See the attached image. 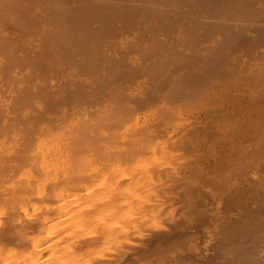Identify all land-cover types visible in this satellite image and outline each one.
<instances>
[{
  "label": "bare ground",
  "instance_id": "6f19581e",
  "mask_svg": "<svg viewBox=\"0 0 264 264\" xmlns=\"http://www.w3.org/2000/svg\"><path fill=\"white\" fill-rule=\"evenodd\" d=\"M51 1H49V7H54V11L58 10V13L54 12V14L61 16H57V20L59 18V22L54 18L56 17V15L50 16L51 19L54 18L53 21L55 22L56 20V23L58 24L54 25L55 23L51 21L53 22L51 23L52 29L55 28L54 26H58V28L60 27V30L58 31L60 33L58 34L60 35V37L57 34H55L56 36L52 34L58 33L56 29H53V31L56 30V32H52L51 30V34L53 35V37H51V34H49L52 42L51 46H53L54 42H59V40L63 42L65 39L66 41H68V44H70V38H72L73 40V37L77 38L78 35V39L80 40L82 34L77 35L76 33L75 35L74 32H78L77 29H80V25H82L81 27H84L85 25L86 31L88 30V28L90 30L91 27H87V23H85L88 18L89 21L91 18L92 21H94L93 19H96V21L98 20V22H96V24L100 23V26L97 25L98 28H100L102 31H107L111 29L109 23L111 20L108 21L110 16L114 17L116 15H122L124 18H126L127 20L129 19L133 23V20L135 19L134 17H141L143 13H146L147 15L149 14L150 16L154 15L156 19L160 17H163L164 19L165 17H169L170 19V16L164 14L166 11H169L168 15L171 11L174 12L173 14L175 15H180L179 10H182V8H186L187 11L185 12L188 13V18H185H187L188 23H185L189 24V26L186 24L188 28L185 27L188 30H186V36H188V42L186 43L189 44L190 40L197 45L206 43V46L205 48L203 47L201 49V46L199 45L201 50L204 49V52L202 53L203 63L201 62L202 67H200V70H202V74L199 73L201 74V77H199V74L197 75L199 78H197L195 75L191 76V73L194 74L195 72L190 71L194 70L196 67L190 70L189 68L191 66H195L194 64L191 65L193 63V60H191L192 62H187V59L185 58L184 60L182 59V62L186 61L185 63L189 64L190 67L187 64L186 67L184 63V65L181 63L183 66H185V68L183 69H186L185 73L184 71L183 73L185 75H188V68L190 70L188 76L189 78H193L189 80V78H186V76V79L183 78L185 80L182 79L181 82L183 81L182 83L185 85L186 82L191 81V84L189 85L191 86V88L189 87V89H191L190 91H193V85L196 89L199 88L198 90L202 92V98H200L203 99V105L201 106L200 104L201 107L198 109L194 108L190 124L183 122H187V118H184L185 120L182 121L183 117L181 116L180 112L174 110L175 108L171 106L172 101L173 104L181 101V97L179 98V100H176L178 98V95H182L183 98L184 96H186V98H190L191 95L197 96L195 95L196 91L190 92V96L189 93L186 94L185 90L188 89L182 87L184 85H182L181 82L180 83L182 86L179 88V91L183 93H178V87L180 86V83L177 82L178 78L176 79V83H178V85L173 82L175 81V79H171L172 76L176 74L175 73L171 75V73H173L174 69L176 68L172 66L173 62L176 61L172 58L173 56H171V59H169L168 55V57L166 55H161V60L164 59V61H162L164 62L165 67V61L167 62L169 60L167 64L170 63L172 68H174L173 71L169 74L171 75L170 81L174 83V86H172L173 89L170 88L168 89V91H165L167 88H169L171 83L169 81V84L166 78L165 81L169 84L168 86L167 83L164 82V80H161L163 81L162 83L164 84V86L166 84L165 87H167L165 89L163 86L165 92L162 95V90L159 88V86H157L155 89L153 88L155 86L154 84H157L156 82H159L158 80L162 78L160 77L162 75L157 76L158 80H155V83L152 82V78L153 80L155 78L152 76L156 71H158L156 72L157 74L159 73L157 66L161 67V64L163 65V62L159 57H154V60L157 59L162 63L159 62V64L161 63L159 66L157 65V61L154 62L153 65L151 62L153 58L149 57V55H146L148 51H146V53L144 54L142 53L145 59L146 57H148V60L152 58L149 60L151 63L147 62V60L144 61L146 67L147 63L153 66H150L152 68L149 69L142 68L143 71L146 69H148V71L150 69L156 70L152 71V74L151 71H146V73H150L152 75L151 76L150 74H147L148 76H150V78L152 77L151 79L148 78L147 81L150 82L151 80L150 83H153L154 86L151 87L152 85H150V87L151 89H154H152L154 93H152L151 96L149 94L148 99L145 100L144 97H139L134 89L127 86V84L129 85V81H127L128 83H125L124 80L129 76V74L127 73L130 69L129 67H125L126 63L124 67L129 68L127 72L124 71L126 70L125 68L123 71L120 70L119 72L121 73L120 75H122V78L125 77L123 83H125L126 86L124 85L122 87V84H120V87L113 89L115 85L113 84V87L112 85L109 86L110 89L112 88L113 90L111 89L112 91L106 96L103 91L108 89V85H110L111 81L113 82V80L111 79H113V76L115 77V73H108L106 69L109 66L106 67V69L102 66L103 70L105 69L104 71H106L104 74L106 78L102 75L100 76L99 74L98 78L104 77L103 79H106L105 81L107 82V80L109 81L107 75L111 74L108 75V77H111V81L109 82V84L107 83L108 85L104 84V86H101L100 82H106L103 79L102 81L101 78L99 79V82V80L97 81V76H93L94 78H92L94 79V83L97 81L95 83V85H97L95 86L93 85L94 83H91L92 86H100L97 87V90L94 87L92 89L94 92H92V90L90 89L91 93H87L88 91H85V89H87V85H84L85 88H83V80L81 81V79H75L76 81L65 80L62 84L48 82V80L46 82L45 79H50V77L47 76L44 78V76H46L48 73H46V70L43 73V67L47 65L44 64L45 61L42 59L43 56L38 55V57L41 58L35 59V55V58L33 57V59L30 55H28L29 51L26 47L24 51L23 47L28 43L26 37L29 36L28 33L25 32L26 28L22 31V35L18 42V46L22 47L18 48L20 50L23 49L22 56L19 59L18 56H14L17 54L16 51H20L17 50V48H14L17 46L13 47L15 49V51H13L14 49L10 47L12 45H10L9 42H0V264H51L49 263V261H51L49 255H46L48 246L47 243L51 239L49 236L57 238V240L59 239L61 241V245L63 248L60 252H62L64 249L75 242L98 244L99 236L103 235L104 233L107 239L114 237L115 235L118 236L117 234H121L120 236H122V233L125 232L126 229L129 232L128 228L130 227V223L133 222V225L134 222H138L140 224L141 222L144 223V221L146 220L147 212L148 210H150V207L152 205H144L143 202L145 201L146 197H150L153 191L156 192L159 190L158 188V190L156 189V185H159L157 184V181H159L157 170H175V166L173 164H175L174 160H176L175 158L178 156V154H176L172 149L173 144L171 143V141L174 140L175 142V138L181 135L179 133L177 137L174 136L179 132V130L181 131L182 128H179L183 125V123L190 125L189 137L192 141V143L189 142L190 139L188 141V143H191L192 145V153H190L191 158L188 156V158L191 160L190 163H186L190 164L188 178L186 177V180L189 181L187 182V186H189L190 189L186 202L189 210V215L187 217L186 223H188L191 232L193 231L195 234H198L200 232L202 234H206L209 232L218 233L220 240L217 241V244L220 248L215 254V256L218 258V261L213 264H259V257L257 258L255 256L256 251H253L251 247H253L254 245L251 246V244L255 243L256 241L255 235L252 234L253 228L255 227V224L258 222V220H260L259 218L264 215V165H262V163L264 164V162H261L262 160H260V158L264 159V0H187L186 2H184V0H76L78 1V3L82 1V3L80 4L83 7L86 5V9H77V7H70L68 6V4L70 3L67 4L65 0H56L53 6L51 3L54 1ZM78 3L76 2L77 5ZM72 4L74 5V3ZM51 12L52 15V9ZM48 13L45 16L48 15L49 17L50 12ZM48 17H46V19ZM178 17L176 18L177 20ZM183 17L184 16L182 15V19H184ZM62 18H64V20H62ZM15 19L16 18H12V20ZM60 19L62 20V26H59ZM173 19L174 18H172V20ZM65 20L67 23L64 22ZM135 20L138 21L137 19ZM139 20H143V18ZM141 22H144V20ZM138 23L140 22L138 21ZM179 23H181V20ZM90 26H92L91 23ZM183 26L182 30L184 28ZM149 27L147 26L145 28L149 30L152 29V25ZM177 27L180 28V26L178 25L176 26V28ZM30 28L33 29V27ZM179 28L178 30L175 28L173 29L178 32ZM83 29L85 31V28ZM135 29L137 30V28ZM113 30H115V27ZM155 30L157 31V27L156 29L154 27V31ZM163 30L161 29L160 32H162ZM169 30H171V28H169ZM169 30L163 33H173L169 32ZM95 32L97 33V30ZM114 32H110L108 34H105L104 36L102 35L101 39L103 37L105 38V36L109 34L111 38L112 35L114 36ZM182 34L184 37L185 32L182 31ZM92 35H90V37ZM151 35H153V33H151ZM156 35L157 33H155V36ZM118 36L115 35L114 39L115 37L118 38ZM139 36L141 37V35ZM95 37V39H97V37L99 36L96 35ZM173 37L175 38V36H172L171 40ZM87 38L89 37L87 36ZM91 39V42L88 41L87 43L83 40H81V42L78 40L81 47L83 46V42L85 43V45L89 43L88 45H86V48L85 46L82 47V49L84 48L85 50H87L89 48V50L85 51L84 49H81V52L78 49L81 47H78V41H76L74 44L76 45L75 48L78 49L77 53H80L81 55L82 53L86 54V52L88 51L91 52L92 50L89 45L90 43L96 41L95 39V41ZM184 39L186 40V37ZM47 40L48 39H46V41ZM144 40L142 41L144 42ZM159 40L161 41V39ZM182 40L183 39L181 36V41ZM66 41L65 43H63L65 44L63 47H66L67 45ZM181 41L179 40V42ZM72 42L71 47L74 46ZM105 42V40L103 42L99 41V45H97L100 47L102 46L103 48ZM10 43L12 44L13 42ZM193 43L191 45H194ZM92 44L97 46L96 43ZM110 44H112V42L109 43V45ZM114 45L117 44L114 43ZM197 45H194V47H197ZM48 46H50V44ZM157 46L158 45H156V47ZM171 46H173V44ZM177 46L180 45L177 44ZM58 47H61V49H63L62 44L61 46L58 45ZM58 47L54 48V52L57 53V55L61 53L59 52V49V51L56 50ZM188 47H190V45H188ZM108 48L109 47L107 46V50H102V54H106V51L110 52V49ZM158 48L160 47H157V49ZM184 48L187 47H185L184 45ZM68 49L71 50L70 47ZM72 49L73 51H68L69 53H67L65 48L63 49L64 52L62 50L61 51L65 55L67 53L70 57L69 54L73 53L76 50L74 49V47ZM100 49L101 48H99V52ZM143 49L144 48L140 50L139 48L138 50L139 52H145L143 51ZM161 49L163 50H160V52L165 51L164 48ZM190 49L191 48H189V50ZM149 50L151 53V49ZM193 50H195V48ZM180 51L181 50H179V52ZM26 52L28 53L26 54ZM154 52H152L153 55ZM166 52L168 54V49ZM63 53L59 55H62ZM83 54L81 56L79 54H76V56L79 55V57L81 58ZM89 54L87 56H89ZM110 54H108L109 57ZM173 54L174 53H172V55ZM181 54L183 55V53ZM86 55L84 56V58H86ZM96 55H98V51L95 55L93 52V56ZM101 55L98 56L100 57ZM28 56H30L31 58ZM91 56L92 55H90L89 58ZM123 56H125L124 53ZM49 58L51 59V57ZM166 58L168 59L165 60ZM87 59L88 57L81 60L83 64L85 63L84 60ZM109 59L111 58H106V60ZM55 60H57V58ZM179 60L177 59L178 62ZM75 61L77 62V60ZM92 61L90 62L92 63ZM117 61H115V64L117 63ZM199 61L200 58L197 62ZM90 62L88 60L89 66L94 65V63L91 64ZM108 62L109 61H107V63ZM120 62L122 61L120 60ZM65 63L67 62L65 61ZM102 63L104 62L102 61ZM119 63L115 65L116 67L112 65L114 68L110 66L108 70L110 69L111 72L113 69H117V67L121 64ZM63 64H61V66ZM74 64L72 63V65ZM78 64L79 67H81V64ZM87 65L88 64L86 63V66ZM164 65L161 68L165 69ZM70 66L71 65L69 62L68 68H71ZM86 66H84V68L78 67L79 69L77 68V72H81L80 69H83V71L87 72ZM46 67L45 68L48 70L54 68H49L48 65ZM91 67L94 68V66H90V70L88 69L89 75L91 74V70L93 71ZM102 67L98 69H101L102 71ZM139 67L142 66L140 65ZM154 67H156L157 69ZM17 68L22 69V73L24 70L23 75H25V77H21L22 79L15 75L16 71L14 70H18L20 72V69ZM198 68L199 67H197V69ZM134 69L135 67L132 70ZM138 69L139 70L137 71L130 70L129 72H137V77H139L141 68ZM36 70L38 73L36 72ZM96 70L93 71V74L91 75H96ZM61 71H63L62 73H64L65 69H61ZM121 71L126 72V76H123ZM162 71L166 72V70L163 69ZM162 71H160V74H163ZM112 72L118 73L115 70ZM85 75L86 74H84V76ZM132 75L133 73L131 74V76ZM169 75L167 74L166 77H168ZM182 75L180 77L184 76ZM61 76L63 77L64 74H61ZM53 78H55L54 75ZM53 78H51V80ZM58 79H60V77ZM134 79L132 82H134ZM138 79L140 78H137V80ZM50 85H53L55 87L57 86V89L53 90ZM90 85L88 87H90ZM175 85L178 87H176ZM185 87L188 88V85H185ZM174 88H177V92H172L174 90L176 91V89ZM183 88L184 91L181 90ZM200 91H198V93ZM192 96L190 98L191 100ZM194 96L193 100L197 99V101H191L190 99L187 100L186 98H184L182 99L184 100L182 102H185L186 104V99L188 102L191 101V103H197L199 100V96H197L198 98ZM158 97H160V99ZM185 104L183 105L185 106ZM177 106L179 105L177 104ZM177 139L178 142L182 140V138L179 140V137ZM184 141L186 142L187 139L184 138L183 142ZM175 143L176 144L174 145V148L175 146L177 148V144L179 143H177V140ZM177 149H179V147ZM187 149L189 148H186V150ZM186 150H183V152H186ZM233 150H235L234 152H236V156L233 157H235V159H238V161H236L232 158L238 163L234 166L236 168V166L238 165L237 170H230L228 166L229 164L231 165L234 162L230 160V157H232L230 156V153L228 155L230 159H226L225 157L223 158V156L218 157L219 154L222 155L228 151L230 152ZM189 159H187V161H189ZM230 161H232V163H230ZM246 163L253 166L254 170L253 168L251 170L247 168L248 170H246ZM179 164L176 165L178 166ZM211 168H213V170H210ZM226 168L228 170H226ZM69 170H123L122 175L118 171H116L109 176H105L101 180L99 179L98 181L96 179H90V182L88 183L89 190H91L92 194L96 195H93V197L89 199L82 198L83 200L89 201L92 206L100 205L99 210V207H94L96 209L95 211H106L109 212V214L116 215L119 214L122 210L124 211L125 209L124 217L122 219L120 217V220L117 221V226L110 227L109 225L105 232L96 237L92 236L94 237L92 238L87 234L78 232L76 221H73L74 223L70 224L72 220L67 210V206L73 205L77 207V205L80 204L79 202L82 201V195L78 193L79 189H77L80 183V178L69 176ZM132 170H136V172H134L133 176H128V173H130V171ZM98 191H100V193ZM158 201H160V199H158ZM215 203H218L221 206L220 211L226 212L224 218H211L206 215V207ZM160 204L161 203L157 202L156 205L153 206L156 208L155 210L159 211L157 215L158 219L156 221V225L158 224V227L160 225L159 221L162 220V218H160L159 220V214L161 213L164 206ZM101 209L103 211H101ZM75 210L73 209L71 210V212L73 213V211ZM170 213L166 214V211H164L163 214L167 215H165L166 220L169 217ZM74 214L76 213L74 212ZM74 214H72L73 217H75ZM178 216H176V220ZM165 217H163V219ZM112 218L113 217H111V219ZM170 218L174 219L173 215ZM113 220H111L112 224H115L113 223ZM73 224L74 227L71 228ZM180 224L178 221L177 226H179ZM68 225V229L71 228L70 233H66L65 231L67 230L66 227ZM160 226L163 227V225ZM25 231H29L32 233L31 236H29L30 238L27 239V242L25 241V246H22L18 241V238H21L24 235ZM127 231L125 232L126 234H128ZM190 236L186 238H197V235L195 237ZM157 237L159 238L158 235ZM157 237L155 236L154 238L156 239ZM116 238L117 237H115V239ZM60 241H56V243L54 242L55 244L53 245H56ZM50 245L51 247H48L52 249L53 246L52 244ZM61 245L59 244L58 246ZM58 246L54 247V249H57ZM144 246L145 245H142V247ZM175 247L177 252L184 250L185 253L179 254L174 260V264H185L187 260L191 261L193 264H210L208 261V247L206 244L198 246L195 243V251L193 254H188L187 249H184L185 245L183 239H176ZM54 249L48 250L49 253H56L54 252ZM67 250L68 249H66V252ZM54 255L51 257L54 258ZM46 256L49 257V260L48 258H46ZM64 256L61 257V260L60 258L57 259H59L60 262H64L66 264L65 261L68 262L67 258H69L70 256L68 255L69 257L67 258H65ZM215 256L213 254L212 258H214ZM52 261H54L55 263V260ZM57 262L55 264H58Z\"/></svg>",
  "mask_w": 264,
  "mask_h": 264
},
{
  "label": "rangeland",
  "instance_id": "374dc122",
  "mask_svg": "<svg viewBox=\"0 0 264 264\" xmlns=\"http://www.w3.org/2000/svg\"><path fill=\"white\" fill-rule=\"evenodd\" d=\"M49 1H51V0H0V42H9V44L10 45H12V46H10L11 48H13L14 46H17V47H14V48H17V50H20L19 48H22L21 46H18V42H19V40H20V37H21V35H22V31L26 28V30H25V32L26 33H28V35L29 36H27V34H26V38H27V45L29 46H24L23 48H24V51H25V47L28 49V51H29V54L28 55H30L32 58L34 57L35 58V55H36V58L35 59H37V58H41V57H38V55L39 56H43L42 57V59L45 61V65L47 64L48 65V67L49 68H52V67H54V68H52V69H46L47 67V65L46 66H44L43 68H44V71H43V73L45 72V70L47 71L46 73H48L46 76H44V78L45 77H47V76H49L50 77V79H45L46 80V82H47V80H48V82H54V83H58V84H62V83H64V81L65 80H70V81H73V80H78V79H81V81H82V84H83V86L85 85H87V89H85V91L87 92V93H91V90L97 85H95V83L101 78V77H99L98 78V74L101 76H104L105 77V72L106 71H104L105 69H106V67H110V66H115V65H117L119 62H120V60L122 61V62H124V63H122V62H120L119 64V68L117 67V69H119V70H117L116 68L115 69H111L112 71H117L118 73H116V72H110V69L108 70V68L106 69L107 71H108V73H112V74H114L115 75V77L113 76V79H111V77L109 76L108 77V75H111V74H108L107 75V78H109V81L107 80V82L103 79V78H101V80L103 79L106 83H104V82H100V80H99V82H100V85L101 86H104V84L105 85H108L109 84V82L111 81V80H113V82L111 81V83H110V85H108V89H107V86H106V89L107 90H105V91H103L105 94H106V96L113 90V89H116V88H118V87H120V84H122V87L125 85L126 86V84L125 83H128L127 81H129V85L127 84V86H129V88H132V89H134V91H136V93H137V95L139 96V97H144L145 98V100H147L148 99V95L150 94V96H151V94L152 93H154V89L157 87V86H159V88L162 90L161 91V93H162V95H163V93L165 92V91H168V89H170V88H172L173 89V87L172 86H174V83H176V79L178 78V83H180L181 82V80L183 79V78H185L186 76V78H189V71L191 70V69H194V67H196L195 69H196V71H195V69L194 70H191L190 72H195L194 74L193 73H191V76L192 75H195L197 78H199V77H201L200 75L202 74L201 73V71L202 70H200L201 68L200 67H202V63H203V60H202V53L204 52L203 50H201L203 47L205 48V46H206V43L204 44V43H202V44H199L200 46H201V49H200V47H199V45H197L196 43H193V42H191L190 40H189V44H187L186 42H188V39H187V37L188 36H186V32L188 31L185 27H187L188 28V26H189V24H187L188 23V20H187V16H188V13L187 12H185V11H187L186 10V8L184 9V8H182V10L180 9L179 10V12H180V15L178 14V15H175V14H173L174 12H170V14L168 15V12L169 11H166L164 14H166L167 16H170V19H169V17H165V19L163 18V17H160V18H157L156 19V17L154 16V15H147L146 13H143V15H141V17L140 16H137V18H136V16L134 17L135 19H137L140 23H138V21H136L134 18V20H133V23H132V21H130L129 19L127 20L126 18H124L122 15H116V16H110L109 17V20L108 21H110L109 23H110V27H111V29H109V30H101L100 28H98V26H100L99 24L100 23H98V24H96V22H98V20L96 21V19H93L94 21H92V18L90 19V21H89V18L86 20V22L85 23H87V27L89 26V27H91L90 28V30H89V28H88V30H89V33H88V30L86 31V27H85V25H84V27H81L82 25H80V29H81V31H80V29H77V31L79 32H74L75 33V35H76V33H77V35L78 34H82L80 37H81V39L79 40L78 39V37H79V35H78V37L77 38H75V37H73L74 39V41L72 40V38H70V40H71V42L74 44L76 41H80L81 42V40H83L84 42H91L90 41V39L92 38V37H94V38H92L91 40H94L96 37V35H98L99 37H97V39H95L94 41L95 42H92V43H96V45L98 44V42L99 41H106L105 42V44L103 45L104 47L102 48V46L100 47V46H95V45H93L92 43H90V45H92V46H90L89 45V47H91V52H89V53H91V54H89L88 52H86V54L88 53L89 54V56L90 55H92L90 58H89V56H87L85 53V55H86V58L88 57V59L87 60H84V64H83V62L81 61V60H83V59H86V58H84V54H83V58L81 59L80 57H79V55H80V53H77L78 52V49L80 50V52H81V49H82V47H84L85 46V48H86V45H88V44H86L85 45V43L83 42V46L81 47V45H79V41L77 42L78 43V47L80 46L81 48H78V49H76L75 47H76V45L74 44V49H76L75 51H76V54H79L78 56H76V54H75V51L73 52V53H70L69 55H70V57L68 56V54L67 53H69L68 51H73V47H71V42H70V40L69 39H67V40H69V43L70 44H68V41H66V39L62 42V41H60L59 40V42L57 41V39H56V41L57 42H54L53 40H55V39H53L52 41L54 42L53 43V46H51L52 44V42H51V37H53V35L52 34H60L58 31L60 30L59 28H58V26H54V25H58L57 23H56V20H57V16L59 17L60 15H56V14H54V12L56 13H58V10H56V11H54V7L53 8H50L49 6H50V2ZM52 1H54V2H52ZM51 2V4L54 6V3H55V1L56 0H52ZM63 1V0H62ZM66 2H67V4L68 3H70V4H68V6H70V7H73V8H76L77 7V9L78 8H83V9H86V5L83 7L80 3H82V1H84V0H82V1H80L79 3H78V1H76V0H65ZM78 3V5L76 4V2ZM89 1V0H88ZM177 1H179V0H177ZM183 1V0H182ZM187 0H184V2H186ZM48 3H49V5H48ZM72 3H74V5L72 4ZM51 5V6H52ZM72 5V6H71ZM75 5H77V6H75ZM51 9L53 10V14L51 15ZM181 11H184V12H181ZM48 12H50V15H49V17H48V15L47 16H45ZM172 13V14H171ZM183 13V14H182ZM186 13V14H185ZM49 14V13H48ZM56 15V17H54L56 20H55V22L53 21L54 20V18H52L51 19V17L50 16H55ZM140 15V14H139ZM182 15L184 16L183 18L184 19H182ZM174 16V17H173ZM179 16V17H178ZM46 17H48L47 19L48 20H50V21H48L47 19H46ZM61 17V16H60ZM113 17V18H112ZM144 17H145V19H144ZM178 17V20L176 19ZM185 17H187V18H185ZM12 18H16L15 20H18V21H15V20H12ZM141 18H143V20H144V22H141V21H143V20H139V19H141ZM168 18V19H167ZM172 18H174L173 20H172ZM179 18H180V20H181V23H179L180 22V20H179ZM29 21H28V20ZM152 19V20H151ZM160 19V20H159ZM62 20H64V18H62ZM61 19H60V23H59V26H62L61 25V21H62ZM128 22H127V21ZM151 20V21H150ZM162 20V21H161ZM168 20V21H167ZM170 20H171V23H170ZM12 21H14V22H12ZM51 21H53L55 24L53 25L55 28H53V29H56L57 30V32L58 33H52L51 34V30H52V32H56V30H54L53 31V29H52V24L51 23H53V22H51ZM58 22H59V18H58V20H57ZM89 21V22H88ZM130 21V22H129ZM137 22V24H136V22ZM174 21V22H173ZM176 21V22H175ZM65 23H67L66 22V20L64 21ZM162 22H163V24H162ZM178 22V23H177ZM185 22H187V23H185ZM84 23V22H83ZM82 23V24H83ZM90 23H91V25L93 26V28H92V26H90ZM131 23V24H130ZM152 23H154V24H152ZM155 23H156V25H155ZM170 23V24H169ZM174 23V24H173ZM127 24V25H126ZM130 24V25H129ZM134 24V25H133ZM141 24V25H140ZM150 24V25H149ZM165 24V25H164ZM180 24V25H179ZM188 26H187V25ZM65 25V24H64ZM98 25V26H97ZM143 25V26H142ZM146 25V26H145ZM152 25V29H147V28H145V27H149V26H151ZM180 26V28H181V30H182V26L184 27L183 28V30L182 31H184L185 32V34H184V37H183V34H182V31L180 30V28L179 27H177L176 28V26ZM115 27V30H113L114 29V27ZM136 26V27H135ZM142 26V27H141ZM163 26V27H162ZM175 26V27H174ZM30 27H33V29H31ZM57 27V28H56ZM97 27V28H96ZM141 27V28H140ZM154 27H155V29H156V27H157V31L155 30L154 31ZM165 27H168V28H165ZM30 30H29V29ZM83 28H85V31H86V33H85V31H84V29ZM113 28V29H112ZM135 28H137V30L135 29ZM149 28H151V27H149ZM158 28H159V30H158ZM169 28H171V30H169ZM173 28H175V29H177L178 30V28H179V31L181 32H176V30H174ZM4 29V30H3ZM83 29V30H82ZM139 29V30H138ZM142 29V30H141ZM161 29L163 30V29H165V30H163L162 32H160L161 31ZM185 29V30H184ZM92 30H94V31H92ZM97 30V33L95 32ZM141 30V31H140ZM145 30V31H144ZM154 31V32H152V31ZM167 30H169V32H173V33H176V34H173V33H163V32H167ZM174 30V31H173ZM187 30V31H186ZM76 31V30H75ZM115 31V32H114ZM148 31V32H147ZM151 31V32H150ZM160 33H159V32ZM95 32V33H94ZM99 32V33H98ZM104 32V33H103ZM110 32H114V36L116 35V36H118V38L117 37H115V39H114V36L112 35V37L110 38V34L109 35H106L105 36V38L103 39H101V37H102V35L104 36L105 34H108V33H110ZM142 32V33H141ZM24 33V32H23ZM70 33V32H69ZM84 33H85V35H84ZM88 33V34H87ZM94 35H92V34ZM116 33V34H115ZM138 33H140V34H138ZM144 33V34H143ZM148 33V34H147ZM151 33H153V35H151ZM155 33H157V37H158V39H157V37L155 36ZM49 34H51V37H49L50 35ZM87 34V35H86ZM100 34V35H99ZM158 34H160V35H158ZM168 34V35H167ZM170 34H173V35H170ZM180 34H182V35H180ZM90 35H92L91 37H90ZM138 35V36H137ZM139 35H141V37L139 36ZM144 36V39H143V36ZM56 36V35H55ZM54 36V37H55ZM59 37H60V35H58ZM66 36H68V35H66ZM87 36L89 37V38H87ZM108 36V37H107ZM152 36V37H151ZM168 36V37H167ZM170 36V37H169ZM172 36H175V38L173 39L172 38V40H171V37ZM181 36H182V41H181ZM29 37V38H28ZM47 37V38H46ZM86 37V38H85ZM106 37H107V39H106ZM137 37V38H136ZM154 37V38H153ZM186 37V40L184 39ZM48 39L47 41H46V39ZM56 38V37H55ZM64 38H67V37H64ZM82 38H84V39H82ZM99 38V39H98ZM138 38H139V40H138ZM169 40H168V39ZM59 39V38H58ZM78 39V40H77ZM89 39V40H88ZM144 40V42L142 41V40ZM151 41H150V40ZM159 39H161V41L159 40ZM86 40V41H85ZM99 40V41H98ZM138 40V41H137ZM156 40V41H155ZM159 40V41H158ZM162 40H163V42H162ZM176 40V41H175ZM179 40L181 41V42H179ZM185 40V41H184ZM65 41H66V43H67V45H66V47L67 46H69L70 47V49L71 50H69L68 48L69 47H63L65 44H63V43H65ZM98 41V42H97ZM107 41H108V43H107ZM154 41H155V43H154ZM166 41V42H165ZM184 41V42H183ZM10 42H13L12 44L10 43ZM62 42V43H61ZM112 42V44H110L109 45V43H111ZM140 42H142V43H140ZM162 42V43H161ZM168 42H169V44H168ZM175 42V43H174ZM176 42H177V44L178 45H180V46H177V44H176ZM47 44V46H46V44ZM57 44V46H56V44ZM76 43V44H77ZM114 43L115 44H117V45H114ZM173 44V46H171L172 44ZM181 43V44H180ZM194 44V45H197V47L195 46L194 47V45H191V44ZM50 44V46H48ZM61 44H62V48L64 49H66V51H67V53H66V55L63 53L64 52V50L63 49H61V47H58V45H60L61 46ZM108 44V45H107ZM154 44V45H153ZM161 44H162V47H161ZM166 44V45H165ZM176 44V45H175ZM183 44V45H182ZM187 44V45H186ZM32 45V46H31ZM55 45V46H54ZM156 45H158L157 47H160V48H158L157 49V47H156ZM183 47H182V46ZM184 45H185V47H187V48H184ZM188 45H190V47H188ZM107 46L109 47L108 49H110V52H111V54H110V52L109 51H106V54H102L103 52H101L102 50H107L106 48H107ZM114 46H115V48H114ZM193 46V47H192ZM19 47V48H18ZM31 47V48H30ZM55 47H58L56 50L57 51H59V52H61V53H63L62 55H59V54H61V53H59L58 55H57V53H55L54 51H55ZM95 47H97V48H95ZM111 47V48H110ZM113 47V48H112ZM146 47V48H145ZM154 47V48H153ZM170 47H171V49H170ZM176 47V48H175ZM199 47V48H198ZM13 48V49H14ZM53 50H52V49ZM94 48H95V51H94ZM99 48H101L100 49V52H101V54H100V52H99ZM140 48V50H142V48H144L143 49V51H145V52H139V49ZM152 48H153V51H152ZM161 48H164V52L162 51V52H160V50H163V49H161ZM168 49V54H167V49ZM189 48H191L190 50H189ZM195 48V50H193ZM59 49V50H58ZM84 49V48H83ZM82 49V50H83ZM113 50V53H112V50ZM117 49V50H116ZM129 49V50H128ZM149 49H151V53H150V50ZM170 49V50H169ZM173 49V50H172ZM175 49H177V50H175ZM22 50L23 49H21L20 51H16L17 52V54H16V52H15V54L16 55H14V56H18V59L22 56ZM63 52H62V51ZM85 50V49H84ZM87 50H89V48L87 49ZM87 50H85V51H87ZM156 50V51H155ZM179 50H181L180 52H179ZM198 50H200V51H198ZM13 51H15V49L13 50ZM31 51V52H30ZM53 51V52H52ZM97 51H98V55H101L100 57L98 56V55H96V56H93V52H94V55L95 54H97ZM123 51V52H122ZM129 51V52H128ZM133 51V52H132ZM146 51H148V53L146 54L147 56L149 55V57H152V58H150V59H152L151 60V62H152V64L154 65V62H157L158 60L157 59H155L154 60V57L155 58H157V57H159L160 58V60H161V55H168L169 56V59H171L170 57L171 56H173L172 58L174 59V60H176L177 61V59L179 60V62L177 61H175L176 63H179V64H176L175 62H173V64H172V66L175 68H172V66H171V64L170 63H168L167 64V62L169 61H165V64H166V67H165V65H164V59H162L161 61L163 62V65H164V67H165V69L164 68H161L163 65L161 64L162 62L161 61H158V64L157 65H159L160 66V64H161V67H158L157 66V68H158V70H159V73L157 74L156 72H158V71H156L154 68H156V67H154L153 69L156 71V72H154V75L152 76L151 74H152V71H154V70H152V69H150L149 71H151V74L150 73H146V71H148V69L149 68H152L153 66L152 65H150V64H148L147 62H150L147 58L148 57H146V59H145V57H144V53H146ZM155 51V52H154ZM171 51V52H170ZM174 51V52H173ZM183 51V52H182ZM185 51V52H184ZM47 52V53H46ZM84 52V51H83ZM96 52V53H95ZM131 52V53H130ZM135 52V53H134ZM138 52H139V54H138ZM152 52H154V55H153V53ZM160 52V53H159ZM171 54H170V53ZM177 52V53H176ZM179 52V53H178ZM196 54H194V53ZM199 54H198V53ZM28 52H26V54H27ZM31 53V54H30ZM51 53V54H50ZM105 53V52H104ZM123 53H124V55L125 56H123ZM126 53V54H125ZM137 53V54H136ZM143 53V54H142ZM156 53V54H155ZM162 53V54H161ZM165 53V54H164ZM172 53H174L173 55H172ZM181 53H183V55L181 54ZM41 54V55H40ZM44 54V55H43ZM48 56H47V55ZM81 54V55H82ZM108 54H110V57H109V55ZM119 54V55H118ZM170 54V55H169ZM178 54V55H177ZM181 55V58H180V55ZM188 54V55H187ZM189 54H191V55H189ZM197 54H198V56H197ZM34 55V56H33ZM51 55V56H50ZM52 55H53V57H52ZM64 55V56H63ZM80 55V56H81ZM107 57H106V56ZM113 55V56H112ZM121 55H122V57H121ZM150 55H152V56H150ZM175 55V56H174ZM187 55V56H186ZM201 55V56H200ZM30 56H28V57H30ZM45 56H46V59H45ZM59 56H60V58H59ZM66 56V57H65ZM76 56V57H75ZM104 58H103V57ZM118 56V57H117ZM142 56H143V58H142ZM162 56V57H163ZM167 56V57H168ZM183 56V57H182ZM186 56V57H185ZM30 57V58H31ZM49 57H51V59L49 58ZM61 57H62V59H61ZM112 57H113V59H112ZM120 57V58H119ZM124 57H126V58H124ZM139 57H141V58H139ZM175 57V58H174ZM178 57V58H177ZM190 57H192V58H190ZM33 58V59H34ZM57 58V60H55V59ZM71 58V59H70ZM76 58V59H75ZM81 60H80V59ZM94 58V59H93ZM99 58H101V59H99ZM106 58H111V59H109V60H106ZM164 58V57H163ZM187 59L186 61L188 62V61H190V62H192L191 60H193V63L191 64V65H195V66H191L190 67V65L189 64H187V63H185L186 61H183L182 62V59L184 60V59ZM194 58V59H193ZM197 60H196V59ZM199 58H200V63L199 62H197L198 60H199ZM48 59V60H47ZM50 59V60H49ZM61 59V60H60ZM94 60V61H92V60ZM96 59V60H95ZM105 61H104V60ZM115 59V60H114ZM125 59V60H124ZM168 58H166L165 60H167ZM55 60V61H54ZM75 60H77V62L75 61ZM79 60V61H78ZM88 60H89V62L90 61H92V63L91 64H93L94 63V65H90V66H94V68H92L91 67V69H93V71H95L96 69V75H91V74H93L92 72V70H91V76L89 75V70H90V66H89V63H88ZM113 61V62H111V61ZM118 60V61H117ZM142 60V61H141ZM147 60V67H146V64H145V62L144 61H146ZM195 60H196V62H195ZM36 61V60H35ZM47 61V62H46ZM61 63H60V62ZM65 61L68 63H65ZM87 61V62H86ZM98 61H100V62H98ZM102 61L104 62V63H102ZM107 61H109L108 63H107ZM115 61H117V63L115 64ZM127 61V62H126ZM171 61V60H170ZM173 61V60H172ZM181 61V62H180ZM50 62V63H49ZM54 62V63H53ZM69 62H70V67L71 68H68V65H69ZM74 62H75V64H74ZM97 62V63H96ZM105 62H106V64H105ZM150 62V63H151ZM159 62H161L160 64H159ZM53 63V64H52ZM60 63V64H59ZM67 64V65H64V64ZM72 63L74 64V65H72ZM78 63H80L81 65V67H79V64ZM86 63L88 64L87 66H86ZM113 63V64H112ZM125 63H126V65H125ZM128 63V64H127ZM145 64V66H144V64ZM184 63L185 65L187 64L190 68V70L187 68V71H188V75H185L184 73H185V70L186 69H183V68H185V66H183L182 64ZM200 65H199V64ZM52 64V65H51ZM61 64H63L62 66H61ZM77 64H78V66H77ZM96 64V65H95ZM99 64V65H98ZM102 64V65H101ZM111 64V65H110ZM169 64H170V66H169ZM175 64V65H174ZM54 65V66H53ZM83 65V66H82ZM105 65V66H104ZM124 65H125V67H129V68H125L124 67ZM142 66V67H139V66ZM178 65V66H177ZM187 65H186V67H187ZM197 65V66H196ZM59 66H61V67H59ZM84 66H86V70H87V72L86 71H83V69H80L81 70V72H77L78 70H77V68L79 67V68H84ZM89 66V67H88ZM98 66V67H97ZM104 67L105 69L103 70V67H102V71H101V69L99 70L98 68H100V67ZM112 66V67H113ZM122 66H123V68H122ZM150 66H152V67H150ZM168 66V67H167ZM180 66H181V68H182V71H181V68H180ZM46 67V68H45ZM68 69H67V68ZM111 67V68H112ZM116 67V66H115ZM135 67V71H137V70H139L138 68H141L140 69V74H139V77H137V72H129L130 70L131 71H134V70H132L133 68ZM138 67V68H137ZM197 67H199L198 69H197ZM78 68V69H79ZM114 68V67H113ZM124 68L126 69V70H124ZM132 68V69H131ZM137 68V69H136ZM144 68H148V69H146V70H144L143 71V69ZM156 68V69H157ZM16 69V68H15ZM17 69H20V68H17ZM59 71H58V70ZM61 69L62 70H64L65 69V71H64V73H62L63 71H61ZM89 69V70H88ZM129 69V70H128ZM161 69V70H160ZM162 69L163 70H166V72H164V71H162ZM173 69H174V72L173 73H171V75H173V74H175V75H173L172 76V78L171 79H175V81H173V82H171L170 81V76L171 75H169L170 74V72H172L173 71ZM53 71V72H51V71ZM120 70H124V71H126L127 72V70H128V73L127 74H129V78L128 77H123L122 78V75H120L121 73H119L120 72ZM142 70V71H141ZM171 70V71H170ZM198 70V71H197ZM14 71H16V73H15V75H17V77H19L20 79H22L23 77H25V75H23L24 74V70H23V73L21 72L22 71V69H20V72L18 71V70H14ZM121 71V72H122ZM148 71V72H149ZM160 71H162V73L163 74H160ZM179 73H178V72ZM181 71V72H180ZM183 71H184V73H183ZM187 71H186V73H187ZM36 72H37V70H36ZM66 72V73H65ZM78 73V75H77V73ZM85 72V73H84ZM98 72H100V73H98ZM126 72H122V74H123V76H126ZM38 73V72H37ZM79 73H81V74H79ZM83 73V74H82ZM124 73H125V75H124ZM133 73V75H134V73H135V75L133 76V78H132V76H131V74ZM145 73V74H144ZM165 73V74H164ZM184 75H182V74ZM199 73H201V74H199ZM60 76H59V75ZM61 74H64V76L62 77L61 76ZM84 74H86L85 76H84ZM116 74H118V75H116ZM147 74H150L152 77H155L154 78V80H153V78H152V82H154L155 80H158V77L157 76H160V75H162V76H160V77H162L161 79H159L158 81L159 82H156L157 84H154L153 85V83H150L151 82V78H150V76H148ZM167 74L169 75L168 77H169V80H168V77H166L167 76ZM199 74V77L197 76ZM44 75V74H43ZM53 75H54V77L55 78H53ZM76 75V76H75ZM81 75V76H80ZM142 75V76H141ZM164 75V76H163ZM183 76V77H180V76ZM78 76V77H77ZM93 76H97V81L94 83V77ZM141 76V77H140ZM190 76V77H191ZM22 77V78H21ZM60 77V79H58ZM93 77V78H92ZM181 79H180V78ZM51 78H53L52 80H51ZM106 78V77H105ZM124 78H125V80H124ZM129 80H128V79ZM131 78V79H130ZM135 78V79H134ZM137 78H140V79H138L137 80ZM148 78H150L149 80H150V82L149 81H147L148 80ZM157 78V79H156ZM166 78H167V81H168V83H169V81H170V83L172 84H170V86H169V84L165 81L166 80ZM185 78V79H186ZM191 78H193V77H191ZM191 78H189V80L191 79ZM196 78V79H197ZM55 79V80H54ZM59 81H58V80ZM111 79V80H110ZM127 79V80H126ZM133 79H134V82H132L133 81ZM185 79H183V80H185ZM75 80V81H76ZM96 80V79H95ZM102 80V81H103ZM123 80L125 81V83H123ZM161 80H164V82L165 83H167V85L169 86V88H167V87H165L166 86V84H165V86H164V84L162 83L163 81H161ZM188 80V79H187ZM188 80V81H189ZM85 81V82H84ZM91 81H93V82H91ZM131 81V82H130ZM99 82H98V84H99ZM154 82V83H155ZM183 82V81H182ZM181 82V83H182ZM186 82V81H185ZM190 82V83H189ZM189 82H186L185 83V85L187 86L188 85V88H186L185 87V85L182 83V85H184V86H182L181 85V83L179 84L180 86L178 87V86H176V85H178V83H176V87H178V93H183V92H180L179 90V88L182 86V87H184L185 89H188L189 90V92H188V90H185V92H186V94H188L189 93V96L191 95L190 94V92H195V95H197V96H199V100H198V104L196 103V102H192L191 103V101L193 100V96H192V100L190 99L191 98V96H190V98L188 97V95H187V97L188 98H186V96H184V98H186L187 100H191V101H187L186 99H185V101H186V104H185V102H182V101H184V100H182V99H184L183 97H182V95L180 96V95H178V98L176 99V100H179V98L181 97L182 99H180L181 101H175V102H177V103H174L173 104V101H172V103H171V106H173L175 109L174 110H176V111H178V112H180V114H181V116L183 117L182 118V121L183 120H185L184 118H187L186 120H187V122L186 121H183V122H185V123H191V117H192V115H193V111H194V108H196V109H198V108H200L202 105H203V99H201L202 97V92L200 91V90H198V89H196L195 87H194V85L192 86L194 89H196V90H194V89H192L193 91H190L191 89H189V87L191 88V86H189L190 84H191V81H189ZM86 83V84H85ZM91 83H94L93 85H95L94 87L92 86V84ZM108 83V84H107ZM132 85H131V84ZM187 83H189V84H187ZM91 84V85H90ZM113 84H115L114 85V87H113ZM119 84V85H118ZM162 84V85H161ZM194 84V83H193ZM90 85V87H88ZM100 85H98L97 87H99ZM112 85V87H113V89L111 90L110 89V87L109 86H111ZM150 85H152L151 87H153L152 89H151V87H150ZM51 87H52V89L53 90H56L57 89V86L55 87V86H53V85H50ZM85 86L83 87V88H85ZM131 86V87H130ZM163 86H164V88L166 89H164L163 88ZM54 87V88H53ZM92 87V88H91ZM97 87H95V89L97 90ZM163 88V89H162ZM184 88L183 89H181V90H183L184 91ZM89 89V90H88ZM91 89V90H90ZM94 89V90H95ZM174 89H176V91L174 90V91H172V92H177V88H174ZM165 90V91H164ZM151 91V92H150ZM198 91H200L199 93H198ZM92 92H94L93 90H92ZM108 92V93H107ZM147 92H148V94H147ZM150 92V93H149ZM184 92V93H185ZM147 94V95H146ZM177 94V93H176ZM185 94V95H186ZM199 94V95H198ZM172 95H174V94H172ZM175 96V95H174ZM197 96H194V97H197ZM175 97H177V96H175ZM201 97V98H200ZM159 99H160V97H158ZM198 98V97H197ZM175 99V98H174ZM144 100V101H145ZM194 100H196L197 101V99H194ZM193 100V101H194ZM179 102H181V103H179ZM200 102V103H199ZM177 104L179 105V106H177ZM183 104H185V106L183 105ZM200 104H201V106H200ZM191 105H193V106H191ZM196 105V106H195ZM181 106V107H180ZM185 112L186 110V112H188V113H184L183 111ZM186 114V115H185ZM185 116H187V117H185ZM189 118V119H188ZM182 123V122H181ZM185 123H183V127L182 126H180V128L179 129H181V131H182V133H181V131L179 130V132L177 133V134H175L174 136L175 137H177V135L180 133L181 135L180 136H178L179 137V140L182 138V140H180V142H178V137L177 138H175V142H176V140H177V143H179V144H177V146L179 147V149H177L176 148V146H175V148H174V145L176 144L175 142H174V138L172 139L173 141H171V143L173 144H171L173 147H172V149L175 151V153L176 154H178V156L175 158L176 160H174V163L175 164H173L175 167H174V169L175 170H157V173H158V180L159 181H157V184H159V185H156V189L158 190V191H153L152 192V194L150 195V197H146V199H145V201L143 202L144 203V205H152L151 207H150V210H148V212H147V216H146V220L144 221V223L143 222H141V224L140 223H138V222H134V225H133V222L132 223H130V227L129 226H127V227H129L128 229H129V232L127 231V229L125 230V232L127 231V233L128 234H126L125 232H123L122 234V236H120L121 234H117L118 236H114V237H111V238H109V239H107L106 238V236H105V233L103 234L104 236H105V238H104V236L103 235H101V236H99V238H98V240H99V243L98 244H96V243H91V244H88V243H84V242H75V243H73L72 245H70V246H68L66 249H68L67 250V252H70V253H67L66 252V249H64L62 252H60L61 250H62V245H61V241L58 239L57 240V238H54V237H52V236H49L51 239L49 240L48 238V246L49 247H51V245L50 244H52V249H50L48 246H47V251H46V255L48 256L49 255V257H50V259H51V261H49V263H51V264H53L54 263V261H52V260H55V263L57 262V260H58V264H65L64 262H60L59 261V259H57V258H60V260H61V257L62 256H64L65 258H67V257H69V258H67L68 259V262L67 261H65L66 262V264H174V260L177 258V256L179 255V254H183V253H185V251L184 250H182V251H180V252H177L176 251V247H175V243H176V239H183V242H184V245H185V247H184V249L186 250L187 249V251H188V254L190 253V254H193L194 253V248H195V243L198 245V246H202V245H204V244H206L207 245V247H208V253H207V255H208V261H209V263L210 264H213V263H216L217 261H218V258L215 256V254H216V252L219 250V246H218V244H217V241L218 240H220V238H219V235H218V233L217 232H209V233H206V234H202L201 232L200 233H198V234H195L193 231L191 232V230H190V228H189V226H188V223H186V220H187V217H188V215H189V210H188V205H187V196H188V194H189V192H190V189H189V186H187L188 185V183L187 182H189V181H187L186 179L188 178V174H189V169H190V164H186V163H190V160L191 159H189L188 158V156L190 157V153H192L191 152V150H192V145H191V143H192V141H191V139H190V137H189V135H190V125L189 124H185ZM186 125V126H185ZM186 127V128H185ZM188 128V129H187ZM186 129V130H185ZM188 130V131H187ZM181 136H184V137H181ZM184 138H186L187 139V141L185 142H183V139ZM189 139H190V141H189ZM188 141L189 142H191V143H188ZM174 142V143H173ZM181 142H182V144H181ZM185 143V144H184ZM186 143H188V144H186ZM184 144V145H183ZM183 146H184V148H183ZM186 146V147H185ZM186 148H189V149H187L186 150ZM183 150L185 151L186 150V152H183ZM235 150H233V151H228V152H226V153H224V154H219L218 155V157L219 156H223V158L225 157L226 159L227 158H229V153H230V156H232V157H230L229 159L230 160H232V161H234L233 159H235V157H233V156H236V152H234ZM233 152V153H232ZM180 153V154H179ZM181 153H182V155H181ZM186 154V155H184V154ZM233 155H232V154ZM187 157V158H185V157ZM218 157H216V158H218ZM184 158V159H183ZM191 158V157H190ZM233 158V159H232ZM187 159H189V161H187ZM178 160V161H177ZM180 160V161H179ZM183 160H184V162H183ZM236 161H238V159L236 158L235 159ZM260 160H262L261 162H264L263 160V158H260ZM187 161V162H186ZM232 161H230V163H232ZM236 161H234L231 165L229 164L228 166H229V168H230V170H237V166H236V168L234 167L236 164H238ZM259 161V160H258ZM178 162V163H177ZM260 162V161H259ZM181 165H180V164ZM176 164H179L178 166L176 165ZM186 164V165H185ZM262 165H264L263 163H262ZM178 167V169H177V167ZM188 166V167H187ZM183 169H182V168ZM228 168V167H227ZM226 168V170H228ZM233 168H235V169H233ZM251 170L252 168H253V166H251V165H249V164H245V169L246 170ZM244 169V170H245ZM210 170H213V168H211ZM253 170H254V168H253ZM263 170H264V166H263ZM116 171H118L121 175H122V171L123 170H69V172H70V174L69 173H65V174H69V176H74V177H78V178H80V183H79V186H78V188L77 189H79V192L78 193H80V195H82L81 196V200L82 201H80L79 203L80 204H78L77 205V207H75V206H73V205H68L67 206V210H68V212H69V215H70V217H71V220H72V222H70V224L71 223H74L75 221H76V223H77V229H78V232L79 233H82V234H87L88 236H90V237H92V236H98V235H100L101 233H103V232H105V230L109 227V225H110V227H112V226H117L116 224H117V221H119L120 220V217H121V219L124 217V213H125V209H124V211L122 212H120L121 213V215H120V213L119 214H116L117 216H118V218H117V216L114 214H109V212H106V211H104V212H99V211H95L96 209L94 208V207H96L97 206V208H98V210L100 209V205H95V206H92V204L89 202V201H86V200H83V199H89V198H92L93 197V195L94 194H92L91 193V190H89V187H88V183L90 182V179H96L97 181L100 179H102V178H104L105 176H109L110 174H112L113 172H116ZM159 171V172H158ZM134 172H136V170H132V171H130V173H128L129 175L128 176H133L134 175ZM118 173V174H119ZM165 177V178H164ZM187 177V178H186ZM160 180H161V183H160ZM215 181V180H214ZM159 182V183H158ZM167 185V186H166ZM217 185V184H216ZM163 186H164V188H163ZM164 189V190H163ZM168 189V190H167ZM155 190V189H154ZM101 191V190H100ZM100 191H98L99 193H100ZM180 191V192H179ZM97 192V193H98ZM82 193V194H81ZM98 193V194H99ZM96 195V194H95ZM94 195V196H95ZM153 195V196H152ZM91 196V197H90ZM87 197V198H86ZM83 198V199H82ZM171 198V199H170ZM174 198V199H173ZM186 198V199H185ZM158 199H160V201H158ZM161 203L160 205H164L163 206V209H162V211H161V213L159 214V220H160V218H162V220L161 221H159V224L160 225H163V227L162 226H160L159 225V227H158V224L156 225V221H157V219H158V213H159V211L158 210H155L156 208L155 207H153V206H155L156 205V203ZM178 204H176V203ZM179 202V203H178ZM145 203H147V204H145ZM141 204V203H140ZM168 204V205H167ZM165 205H166V207H165ZM174 205H176V206H174ZM72 206V207H71ZM68 207H70V208H68ZM74 207V208H73ZM153 207V208H152ZM173 207H174V209H173ZM176 207V208H175ZM71 208H73L75 211H73V213L71 212V210H73V209H71ZM102 208V207H101ZM166 208H167V210H166ZM152 209V210H151ZM154 209V210H153ZM220 209H221V206L218 204V203H215V204H211V205H209L208 207H206V215L207 216H209V217H211V218H214V217H220L221 219L222 218H224V216L226 215V212H224V211H220ZM101 211H103L102 209H101ZM164 211H166V214L167 213H170V215L172 214V213H174V214H172L173 215V217H174V219H171L170 217L172 216H170L169 214V219L167 218V220H166V217H165V215L163 214L164 213ZM175 211V212H174ZM179 211V212H178ZM181 211V212H180ZM74 212L76 213V214H74ZM105 212H106V214H105ZM74 214L75 215V217H73L72 216V214ZM149 213V214H148ZM178 213H179V216H178ZM109 214V215H108ZM110 215H112V216H110ZM164 215V216H163ZM77 216V217H76ZM108 216H110V217H108ZM116 216V217H115ZM165 217L164 219H163V217ZM167 216V215H166ZM176 216H178L177 217V220L179 221V226H177V220H176ZM73 217V218H72ZM111 217H113L112 219H111ZM148 217V218H147ZM77 220H76V219ZM70 219V218H69ZM115 221H114V220ZM260 220H258V222L255 224V227L253 228V233L252 234H254L255 235V237H256V241H255V243H253V244H251V246L252 245H254L253 247H251L252 249H253V251L255 250L256 251V254H255V256L259 259V264H264V215L262 216V217H260L259 218ZM111 220H113V223H115V224H112V221ZM74 221V222H73ZM166 221V222H165ZM111 222V223H110ZM69 224V225H70ZM185 224H187V225H185ZM69 225L66 227V229L67 230H65L66 231V233H70V231H71V228H73L74 227V224H73V226L70 228V229H68V227H69ZM254 226V225H253ZM160 227H162V228H160ZM189 228V229H188ZM69 231V232H68ZM33 232H35V231H33ZM31 233L32 232H29V231H25L24 232V235L21 237V238H18V241L20 242V244L22 245V246H25V241L27 242V239L28 238H30L29 236H31ZM65 233V234H66ZM157 235L159 236V238L157 237ZM191 235V236H190ZM197 235V236H196ZM131 236V237H130ZM157 237L156 239L154 238V237ZM161 236V237H160ZM188 236H190V237H197V238H186V237H188ZM115 237H117L116 239H115ZM177 237V238H176ZM92 238H94V237H92ZM105 239V241H104V239ZM174 238V239H173ZM55 239V240H54ZM113 239V240H112ZM53 240V241H52ZM97 240V241H98ZM112 242H111V241ZM140 240H143V241H140ZM56 241H60L59 243H57L56 245H53V244H55L56 243ZM108 241H110V242H108ZM139 241V242H138ZM51 242V243H50ZM55 242V243H54ZM141 242H145L144 244L143 243H141ZM50 243V244H49ZM137 245H136V244ZM139 243H141V244H139ZM61 245V246H58V245ZM95 244V245H94ZM136 245V246H135ZM140 245H141V247H140ZM142 245H145L144 247H142ZM56 246H58V248L57 249H59V250H57L56 248L54 249V247H56ZM120 246H122V247H120ZM60 247V248H59ZM120 247V248H119ZM255 247V248H254ZM116 248H119V249H116ZM248 248V247H247ZM55 250L54 252H56V253H49V251L48 250ZM121 249V250H120ZM125 249V250H124ZM183 249V248H182ZM252 249H251V251H252ZM118 250V251H117ZM123 250V251H122ZM254 251V252H255ZM50 252H52V251H50ZM123 252V253H122ZM51 254V255H50ZM55 254V255H54ZM57 254V255H56ZM63 254V255H62ZM213 254H214V258H212L213 257ZM54 255V258L53 257H51V256H53ZM69 255V256H68ZM260 255V256H259ZM46 256V258H48V260H49V257H47ZM184 256V255H183ZM57 259V260H56ZM72 259V260H71ZM53 262V263H52ZM60 262V263H59ZM190 262V263H189ZM263 262V263H262ZM54 263V264H55ZM185 264H193L191 261H189V260H187L186 261V263Z\"/></svg>",
  "mask_w": 264,
  "mask_h": 264
}]
</instances>
